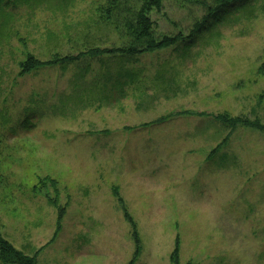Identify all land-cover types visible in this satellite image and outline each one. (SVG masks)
<instances>
[{"label":"rangeland","instance_id":"obj_1","mask_svg":"<svg viewBox=\"0 0 264 264\" xmlns=\"http://www.w3.org/2000/svg\"><path fill=\"white\" fill-rule=\"evenodd\" d=\"M108 1L0 0L1 236L37 264H264V0H165L180 42L23 72L125 47Z\"/></svg>","mask_w":264,"mask_h":264},{"label":"trees","instance_id":"obj_2","mask_svg":"<svg viewBox=\"0 0 264 264\" xmlns=\"http://www.w3.org/2000/svg\"><path fill=\"white\" fill-rule=\"evenodd\" d=\"M207 1V0H205ZM252 1L256 0H214L213 6L208 7L205 11L208 16H216L220 12L224 14H229V9L239 6L236 10L244 8L246 5L251 7L249 11L253 10ZM165 0H109L102 8L99 10L101 19L116 28V31L120 32V35L125 36V41L127 45L120 48L113 49H90L80 52L76 56H57L52 61H40L33 57L28 58V60L23 64V72H32L38 68L45 66H52L58 64L72 63L84 58L86 56L97 57L103 54L112 53L113 55H123L129 58L135 57L138 54L152 53L159 49H165L168 46L180 42L182 40L181 36L174 37H164L162 40H157L154 35V23L151 20V13L153 11H159L162 8ZM188 3H200V0H186ZM200 4H204L201 2ZM104 9V10H103ZM264 12V5L261 7ZM248 11V12H249ZM247 12V13H248ZM104 14V16H103ZM203 25L197 26L196 30L202 28ZM124 40V39H123ZM257 74L264 76V63L257 70ZM222 123L228 126L236 125H251L248 122L242 121L241 119H229L225 116L217 118ZM253 126L258 127V123H254ZM50 185L57 187V183L54 180L49 181ZM117 195V194H116ZM121 200V199H120ZM123 207V205H122ZM63 209H60L59 220L57 224V231L53 237L61 229V217ZM125 219L133 227V235L137 244V250L135 257L139 254V239L135 233L134 224L125 212L123 207ZM52 239V240H53ZM0 262L2 264H37L35 257H28L22 252L16 250L7 240H5L0 234ZM170 262L172 264H179V252L178 246H176L174 252L170 256Z\"/></svg>","mask_w":264,"mask_h":264}]
</instances>
